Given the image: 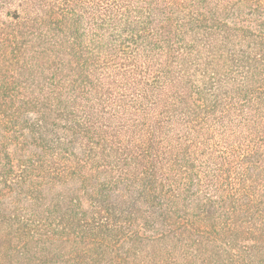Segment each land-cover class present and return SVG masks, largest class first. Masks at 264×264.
I'll return each instance as SVG.
<instances>
[{
  "label": "trees",
  "instance_id": "16d2710c",
  "mask_svg": "<svg viewBox=\"0 0 264 264\" xmlns=\"http://www.w3.org/2000/svg\"><path fill=\"white\" fill-rule=\"evenodd\" d=\"M0 264H264V0H0Z\"/></svg>",
  "mask_w": 264,
  "mask_h": 264
}]
</instances>
